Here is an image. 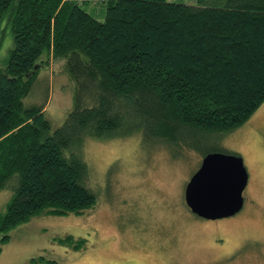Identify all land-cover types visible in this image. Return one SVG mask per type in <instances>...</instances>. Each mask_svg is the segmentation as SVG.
Segmentation results:
<instances>
[{"label": "trees", "instance_id": "obj_1", "mask_svg": "<svg viewBox=\"0 0 264 264\" xmlns=\"http://www.w3.org/2000/svg\"><path fill=\"white\" fill-rule=\"evenodd\" d=\"M7 14L13 48L0 68V192L11 196L0 212V253L18 226L44 214L81 216L96 204L87 141L135 135L174 158H204L226 153L205 144L221 142L264 103V0H106L100 18L68 0H0V23ZM44 56L62 61L74 85L56 128L43 106L23 103ZM56 241L73 250L85 242Z\"/></svg>", "mask_w": 264, "mask_h": 264}, {"label": "rangeland", "instance_id": "obj_2", "mask_svg": "<svg viewBox=\"0 0 264 264\" xmlns=\"http://www.w3.org/2000/svg\"><path fill=\"white\" fill-rule=\"evenodd\" d=\"M68 1L103 16L106 0ZM10 18L7 14L0 23V68L13 48ZM43 59L39 79L23 103L43 106L56 128L71 110L74 85L62 61ZM205 145L244 160L249 186L236 217L208 221L187 206L186 185L203 159L198 153L183 151L174 158L135 135L89 140L82 154L96 204L81 216L44 214L13 229L1 247L0 264H33L39 258L57 264H264V103L244 126ZM10 196L9 190L0 192L1 213ZM67 236L85 242L78 250L57 243Z\"/></svg>", "mask_w": 264, "mask_h": 264}, {"label": "water", "instance_id": "obj_3", "mask_svg": "<svg viewBox=\"0 0 264 264\" xmlns=\"http://www.w3.org/2000/svg\"><path fill=\"white\" fill-rule=\"evenodd\" d=\"M249 173L243 158L226 153L206 155L185 188V202L198 218L217 221L239 214L245 204Z\"/></svg>", "mask_w": 264, "mask_h": 264}, {"label": "flooded vegetation", "instance_id": "obj_4", "mask_svg": "<svg viewBox=\"0 0 264 264\" xmlns=\"http://www.w3.org/2000/svg\"><path fill=\"white\" fill-rule=\"evenodd\" d=\"M202 160H203V159H202ZM200 166H201V165H200ZM249 178H250V177H249ZM248 186H249V182H248ZM248 186H247L246 190L248 189ZM238 215H239V214H238ZM236 216H237V215H236ZM236 216H235V217H236Z\"/></svg>", "mask_w": 264, "mask_h": 264}]
</instances>
